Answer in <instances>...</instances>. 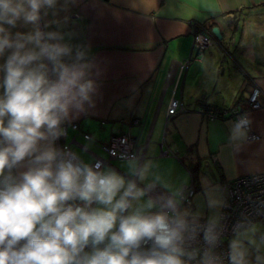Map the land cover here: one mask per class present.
I'll return each mask as SVG.
<instances>
[{"label": "clouds", "instance_id": "9594fccd", "mask_svg": "<svg viewBox=\"0 0 264 264\" xmlns=\"http://www.w3.org/2000/svg\"><path fill=\"white\" fill-rule=\"evenodd\" d=\"M73 2L0 0V264H264V225L247 217L217 252L222 199L206 192L202 221L149 181L150 162L127 155L121 173L57 146L97 92L88 49L45 19ZM250 124L239 117L229 139L247 142Z\"/></svg>", "mask_w": 264, "mask_h": 264}, {"label": "crops", "instance_id": "0c3cea01", "mask_svg": "<svg viewBox=\"0 0 264 264\" xmlns=\"http://www.w3.org/2000/svg\"><path fill=\"white\" fill-rule=\"evenodd\" d=\"M45 19H59L71 42L88 49L97 83L94 107L66 122L58 147L67 143L92 162L106 157L99 144L112 133L130 132L141 146L139 161L150 162L149 181L159 177L178 191L192 181V202L182 207L201 218L210 214L206 192L223 200L226 181L264 170V0H74ZM211 23L222 39L197 56L194 34ZM254 86L262 106L246 114L259 138L231 141L234 121L209 119L203 110L247 107ZM172 98L186 111L169 116ZM106 165L125 171L124 160Z\"/></svg>", "mask_w": 264, "mask_h": 264}, {"label": "built area", "instance_id": "2783aa9c", "mask_svg": "<svg viewBox=\"0 0 264 264\" xmlns=\"http://www.w3.org/2000/svg\"><path fill=\"white\" fill-rule=\"evenodd\" d=\"M194 35L195 53L197 56H202L204 51L213 45V37L204 30L197 31ZM260 94V88L254 86L247 97V107L238 103L229 109L220 108L216 112L213 109L203 111L209 119L229 117L235 121L239 117L245 115L247 110L258 109L262 106L259 99ZM184 111H186L185 107L179 104L178 100L174 98L171 99L167 106V114L169 116ZM63 127L66 133V123ZM71 128L77 131L83 138L91 140L92 136L90 133L82 130L78 122L72 123ZM258 138L259 135L250 127L248 140H257ZM59 147L71 149L67 143L61 145L59 143ZM99 148L106 157L94 155L95 158L92 162L103 161L104 164H107L110 160H124L122 157H126L127 155L134 156L137 160H141L143 157L141 146L138 145L136 136L132 135L130 132L121 130L112 133L105 141L99 144ZM211 160L216 163V156L211 155ZM179 191L184 197L183 205L191 204L195 194L192 181ZM222 201L224 206L219 209V212L224 218L225 239L217 249V252L221 254L227 252L228 238L231 237L232 228L239 220L247 217L252 221H256L264 216V170L258 173L238 175L226 181L223 185ZM201 219L203 221L206 218Z\"/></svg>", "mask_w": 264, "mask_h": 264}, {"label": "trees", "instance_id": "16d2710c", "mask_svg": "<svg viewBox=\"0 0 264 264\" xmlns=\"http://www.w3.org/2000/svg\"><path fill=\"white\" fill-rule=\"evenodd\" d=\"M201 27V29H203L204 31H206V32H208L210 35H212V33H211V28L213 27V24L211 23V24H209L208 26H206L205 24H201L200 25ZM214 39L216 40V41H218V42H220L221 41V39L219 40V39H217V38H215L214 37ZM206 109L208 110V109H210L209 107H206ZM212 109L216 112L217 110H218V108L217 107H212Z\"/></svg>", "mask_w": 264, "mask_h": 264}, {"label": "water", "instance_id": "95a60500", "mask_svg": "<svg viewBox=\"0 0 264 264\" xmlns=\"http://www.w3.org/2000/svg\"><path fill=\"white\" fill-rule=\"evenodd\" d=\"M211 33L214 35V37H216L217 39H222V35H221V32H220V29L218 26H213L211 28Z\"/></svg>", "mask_w": 264, "mask_h": 264}, {"label": "rangeland", "instance_id": "374dc122", "mask_svg": "<svg viewBox=\"0 0 264 264\" xmlns=\"http://www.w3.org/2000/svg\"><path fill=\"white\" fill-rule=\"evenodd\" d=\"M258 223H260L261 225H264V221H257Z\"/></svg>", "mask_w": 264, "mask_h": 264}, {"label": "bare ground", "instance_id": "6f19581e", "mask_svg": "<svg viewBox=\"0 0 264 264\" xmlns=\"http://www.w3.org/2000/svg\"><path fill=\"white\" fill-rule=\"evenodd\" d=\"M213 40H214V35L212 34ZM214 42V41H213Z\"/></svg>", "mask_w": 264, "mask_h": 264}]
</instances>
